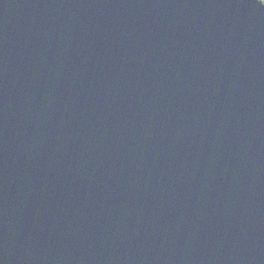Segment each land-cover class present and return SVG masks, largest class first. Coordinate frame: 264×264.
Here are the masks:
<instances>
[{
  "label": "water",
  "instance_id": "water-1",
  "mask_svg": "<svg viewBox=\"0 0 264 264\" xmlns=\"http://www.w3.org/2000/svg\"><path fill=\"white\" fill-rule=\"evenodd\" d=\"M0 264H264V4L0 0Z\"/></svg>",
  "mask_w": 264,
  "mask_h": 264
},
{
  "label": "snow or ice",
  "instance_id": "snow-or-ice-1",
  "mask_svg": "<svg viewBox=\"0 0 264 264\" xmlns=\"http://www.w3.org/2000/svg\"><path fill=\"white\" fill-rule=\"evenodd\" d=\"M259 4H264V0H259Z\"/></svg>",
  "mask_w": 264,
  "mask_h": 264
}]
</instances>
